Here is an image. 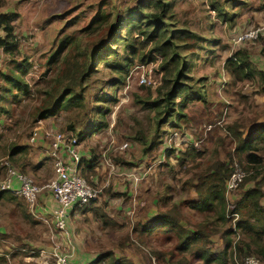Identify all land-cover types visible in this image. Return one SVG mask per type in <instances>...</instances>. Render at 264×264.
<instances>
[{"label":"rangeland","instance_id":"rangeland-1","mask_svg":"<svg viewBox=\"0 0 264 264\" xmlns=\"http://www.w3.org/2000/svg\"><path fill=\"white\" fill-rule=\"evenodd\" d=\"M102 2L109 3L108 7H104L106 11H109L112 5L124 7L137 4V0H0V22L7 16L12 19L15 39L13 50L5 52L0 49V85L1 74L8 73L14 67V62L20 63L26 58L33 64L26 80L36 88L35 85L41 82V76L47 70L48 59L67 36L74 41L79 40L82 47L94 46L99 38L85 34V29L92 23ZM223 2H228L225 8L229 17L235 14L233 22L222 21L212 10L209 0H176L174 13L177 25L187 27L202 40L199 43L195 39L187 41L189 45L198 44L196 48L184 49L183 55L187 54L186 58L191 63L188 75L192 77V91L200 90L206 94L207 104L196 99L187 104L181 112L186 117L180 119L179 127L176 128L180 133L178 140L173 133L174 129H169L168 138L175 142L173 147L176 148L169 158L165 155L169 144H162L154 152L143 156V144L134 140L137 132L149 135L152 131L151 114L141 108L138 97L146 96L148 87L155 92L154 90L161 86L162 59L158 57L157 61L139 70V65H136L140 62L136 57L131 84L128 87L125 83L119 93H115L110 87L115 74H110L106 67L101 66V71L91 78L87 90L90 104H94L99 94H115L117 101L111 105L112 112L108 116L110 128L80 143V151L86 161L94 156L99 158V171H95L98 175L94 179L97 184L87 180L90 185L102 191L100 199L93 206L101 208L116 224L104 227L102 220L95 219L90 210H73L68 218L69 235L63 237L56 229L51 215L39 219L31 213L23 198L15 196L16 199L12 193L4 194L0 198V264H56L54 258L39 255L56 247L62 254L72 255L71 262L82 254H91L92 260H95L99 255L111 252L117 258L126 256L135 264H170L167 261L171 257L167 255L163 260L159 259L157 254L172 252L175 246L173 241L167 238L164 232L151 238L145 236L140 239V232L136 229L149 223L158 212H166L165 210L176 217H184L180 224L190 228L203 219L201 213L188 207L187 201L196 200L198 196L195 190L185 186L186 181L192 177V171L186 172V167H179L176 159L178 153L185 152L187 146L195 141L197 149L206 152L201 164L205 168L209 161L217 158L225 160L227 152L234 149L228 138V149L222 150L220 147V140L224 142L227 137V125L242 118L247 126L255 118L264 120V94L259 93L257 84L248 82L239 88L236 87V90H243L249 98L247 108L243 112L241 111L244 103L228 97L233 89L224 92V78L228 77L224 71V63L233 52L248 48L251 59L260 69L258 59L262 55L264 58V38L240 48L234 47V42L237 36L258 26L264 20V0H221V3ZM0 36H5L1 26ZM74 48L69 49L76 52ZM124 54L127 56L125 51ZM147 72L151 75L147 85H144L146 87L142 88L139 76ZM49 75L54 77L55 71H51ZM204 84L206 87L202 88ZM40 85L39 89L44 86L43 82ZM36 102L31 98L22 97L12 108L5 105L9 108V113L0 112V181L7 179L10 171L15 170L38 184L49 182L54 178V169L46 150L44 151V148L48 149L51 139V136L46 138L45 133L64 132L69 126H75L78 129L76 136L79 137V133L86 132L90 126L89 120L82 119L83 111H63L51 119L35 121L32 112ZM178 102H181V98ZM36 130H40V134L36 144L29 147L30 155L19 156V163L26 164L27 170L23 173L19 164L15 165L10 160L8 148L11 144L29 146ZM150 138L152 139V135ZM127 144L128 147H125ZM120 158H124L132 166L117 165ZM196 160L200 162L202 159ZM7 162L10 165H6ZM167 162L171 166H168ZM37 164L42 165L40 170H35ZM194 164L191 159L186 162L187 167ZM235 167L247 177L237 161ZM127 172L132 174L127 175ZM107 181L109 184H104ZM243 181L226 196L228 216L232 215L231 212L236 208L244 190L253 187L251 183L245 188ZM110 183L113 186L117 183L115 192L119 195L111 198L108 204L105 191L110 187ZM39 204L45 205L42 198ZM174 207H178L177 212L170 211ZM236 222L237 220H234V223ZM231 226L233 223L230 226L228 224L226 229ZM233 239L236 247L242 240L246 242L242 235H236ZM211 242L209 248L212 252L220 253L225 249L220 235H215ZM33 251L36 254L32 255ZM153 258H157V261L154 262ZM245 259V256L235 255L231 261L237 260L238 264H245ZM190 261L191 264H205L194 257H190Z\"/></svg>","mask_w":264,"mask_h":264},{"label":"trees","instance_id":"trees-1","mask_svg":"<svg viewBox=\"0 0 264 264\" xmlns=\"http://www.w3.org/2000/svg\"><path fill=\"white\" fill-rule=\"evenodd\" d=\"M209 2L212 10L222 21H234L235 14L229 17L225 8L228 2L221 3V0H209ZM175 5L176 0H137L135 6L112 5L110 10L106 11L104 7H108L109 3L102 2L92 23L85 29V34L99 38L96 44L86 48L81 46L79 40L74 41L68 36L64 38L59 48L47 61V70L40 79L44 84L41 89H39L41 82L33 88L26 80V76L33 69V64L26 58L20 63L14 62V67L8 73L1 74L0 112L9 113L10 110L5 105L12 108L22 97L37 101L32 112L35 121L51 119L63 111L71 113L83 111L82 119L89 120L90 126L86 132L79 133V137L77 136L79 143H82L110 128L108 116L112 112L111 105L117 101L115 94L112 96L99 94L94 104H90L87 90L91 78L101 71V66L106 67L110 74H115L110 87L115 93H119L121 89L123 90L125 83H128V78L132 76L136 66L145 67L160 57L162 59L160 69L163 73L161 86L154 90L155 92L148 87L146 88L148 94L138 97L141 108L151 114L152 131L149 135L139 131L134 140L143 144V156L154 152L162 144H169L168 150L165 151V155L169 158L173 151H176L173 147L175 142H170L171 138H168L169 129H174L173 133L178 140L180 133L176 128L179 127L180 119L183 116L186 117L181 112L187 104L195 99L207 104L206 94L200 90L192 91L190 83L192 77L188 75L191 63L186 58L187 54L183 55L184 49L196 48L202 40L187 27L177 25ZM0 26L5 33V36H0V49L9 52L13 50L12 45L15 40L12 19L7 16L0 22ZM193 39L198 43L187 44V41ZM70 47H75L76 52L70 50ZM136 57L140 64L134 67ZM51 71H55L54 77H50ZM224 71L230 76V80L225 84L224 92L229 91L230 88L233 89L228 97L244 103L241 112L246 110L249 98L242 92L243 90H236V87L254 82L260 88L259 93L264 94V71L254 64L248 48H240L233 52L232 56L225 60ZM145 87L142 85V88ZM204 87H206L205 84L202 88ZM180 98L181 102H178ZM110 102L112 103L109 104ZM242 119L234 120L225 127L227 137L224 142L220 140V147L222 150L228 149L227 138L231 141L229 144L234 145V149L227 152L225 160L217 158L209 161L203 168L201 164L206 152L198 150L195 141L187 146L185 152L178 153L176 159L179 167L181 169L186 167V172L192 171V177L186 181L185 186L195 190L198 196L196 200L187 201L188 207L201 213L203 219L190 228L180 224L184 217H176L165 210L166 212H158L146 225L138 227L136 231L140 232V239L145 236L151 238L157 233L164 232V235L173 241L174 250L168 254H157L159 259L165 260L168 255L171 257L167 261L170 264H191L190 257L203 261L205 264H229L230 262L238 264L237 260L231 261L236 255L246 258L256 256L261 264H264V204H262L264 200V121L255 130L248 132V127L258 123L260 119L251 120L249 126ZM86 125L89 124L86 123ZM76 131L78 129L75 126H69L63 133L76 135ZM8 149L10 160L15 165L19 164L22 172L26 173V164L19 163V156L27 157L29 147L11 144ZM198 158L202 160L197 162ZM190 159L195 164L187 167L186 162ZM98 161L97 156L87 161L83 156L81 157L80 175L89 183L97 184V180L94 179L98 175L95 171H99ZM236 161L246 172L247 177L243 179L245 188L253 184L252 188L244 190L236 208L231 212L232 215H239L240 219L232 215L228 216L226 198L227 182L236 169ZM116 164L132 166L124 158H120ZM167 165L171 166L169 162ZM113 170L115 171L114 165ZM105 193L110 198L119 195L115 192L112 183ZM4 194L7 193L0 192V198ZM96 202L76 210L85 212L90 210L95 219L102 220L104 227L115 225L116 223L103 213L101 208L93 206ZM177 210L178 207H174L170 211L177 212ZM104 211L106 212L105 209ZM25 215L30 217L29 214L25 213ZM234 220L237 222L234 223ZM231 223L233 226L226 229ZM215 235H220L225 243V249L220 253H214L209 248ZM236 235H242L246 242L242 240L236 247L233 239ZM34 254L36 252L33 251L32 255ZM153 261H157V258H153ZM106 262L135 264L128 257L117 258L111 252L99 255L89 264H106ZM70 263L75 264L74 260Z\"/></svg>","mask_w":264,"mask_h":264},{"label":"built area","instance_id":"built-area-1","mask_svg":"<svg viewBox=\"0 0 264 264\" xmlns=\"http://www.w3.org/2000/svg\"><path fill=\"white\" fill-rule=\"evenodd\" d=\"M262 38H264V20L259 23L258 26L252 27L237 36L234 47L240 48L247 44L257 43ZM138 69L142 70L145 69V67L139 66ZM145 71L146 70H144V72ZM150 75V72L140 75V84L147 85ZM131 77L132 76L128 78V87L131 84ZM126 91L127 88L125 89V92ZM39 131L40 130H36L33 134L29 141L30 145L36 144L35 142L40 134ZM48 136H51V139L46 152L48 158L53 163L54 178L49 182L38 184L25 175L12 170L7 179L0 181V191L9 192L14 196L23 198L31 213L39 219H44L46 215H51L56 229L64 237L69 235L68 218L70 211L98 201L102 191L90 185L88 181L80 175L79 165L82 156L78 137L72 133L56 131L55 133L46 132L45 137L48 138ZM171 141L172 139H170V142ZM125 147H128V144ZM6 165H10L9 162H7ZM244 178L245 173L235 169L227 182V194L237 189ZM44 195L51 197L54 208L39 204L40 198ZM232 216L236 219L239 217L237 214ZM47 252H39V255L50 259L54 258L56 264H71L72 255L62 254L57 247ZM245 264H261V261L256 256H249L245 259Z\"/></svg>","mask_w":264,"mask_h":264},{"label":"crops","instance_id":"crops-1","mask_svg":"<svg viewBox=\"0 0 264 264\" xmlns=\"http://www.w3.org/2000/svg\"><path fill=\"white\" fill-rule=\"evenodd\" d=\"M253 60V59H252ZM258 61H259V67H260V69L261 70H263L264 71V58L262 57V56H260L259 57V59H258ZM253 62H254V60H253ZM254 64H255V62H254ZM257 65V64H256ZM230 76L228 75V77H226V78H224V83H226L228 80H230V78H229ZM264 120L263 119H261V120H259V122L258 123H256V124H254V125H251L250 127H248V132H252L253 130H255L258 126H259V124L260 123H262ZM29 145V144H28ZM30 146H32V145H29L28 147H30ZM47 148H44V151L46 150ZM30 155V154H29ZM81 156H84V155H82V153H81ZM90 160V159H89ZM38 163V162H37ZM83 165V164H82ZM42 165H40V164H37L34 168H35V170H40ZM84 166V165H83ZM40 168V169H39ZM83 168V167H82ZM27 170V169H26ZM129 172H127L126 174L127 175H129L128 174ZM39 180V179H38ZM131 182H132V179H131ZM104 184H109V182L107 181L106 183H104ZM116 187H117V183H115V186H114V190H116ZM7 194L9 193V192H6ZM108 199H109V201H108ZM110 200H112L110 197H108L107 198V203L109 204V202H110ZM42 201L45 203V205H48L50 208H54V203H53V201L51 200V197H47V196H43L42 197ZM82 254V253H81ZM77 258L74 260V258H73V260H74V262H75V264H89L91 261H92V256H91V254H87V255H79V256H76Z\"/></svg>","mask_w":264,"mask_h":264}]
</instances>
